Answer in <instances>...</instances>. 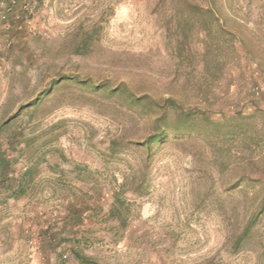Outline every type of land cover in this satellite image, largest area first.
Segmentation results:
<instances>
[{
  "label": "rangeland",
  "instance_id": "1",
  "mask_svg": "<svg viewBox=\"0 0 264 264\" xmlns=\"http://www.w3.org/2000/svg\"><path fill=\"white\" fill-rule=\"evenodd\" d=\"M10 1L0 151L16 176L39 165L21 198L0 186V264H82L73 249L99 264H264V0ZM61 74L159 103L71 78L28 106ZM166 98L168 126L188 125L149 162L130 143ZM72 205L84 208L65 219Z\"/></svg>",
  "mask_w": 264,
  "mask_h": 264
},
{
  "label": "trees",
  "instance_id": "2",
  "mask_svg": "<svg viewBox=\"0 0 264 264\" xmlns=\"http://www.w3.org/2000/svg\"><path fill=\"white\" fill-rule=\"evenodd\" d=\"M12 8H7V10H11ZM75 78L78 82L83 83L87 86H91L92 92L96 95L98 94H105L107 98H113L116 95H123L124 99L127 101H131L132 105L136 106L137 104H140L141 100L146 99L145 101L150 104V106H156L159 102L154 99H150L147 96H137L133 93H131L124 83H119L117 85H113L108 80H102L100 82H93L90 79H80L79 76H67L64 74L59 75L57 78H53L50 80V82L38 93V95L32 100L31 103L28 104V106H38L40 104V101L42 98L47 97L49 94H51L60 82H62L65 79H71ZM104 96V95H103ZM176 101L171 98L164 99L162 105H157L158 107H161V113L155 118L154 126L151 130V132L146 136L145 139H143L140 142H131L130 145L136 146L138 148H141L144 150L145 157L147 161L150 162L152 158V154L155 151V148L159 147L160 144H163L171 135L175 137V135L185 130V125H177V123H173L171 127L168 126L166 112L168 108H174L176 106ZM182 115V112L179 114ZM192 114L190 112L184 113V119L185 121L191 119ZM188 121V122H189ZM7 122V121H6ZM111 150L115 151L118 150L119 146H123L122 141H118L116 139L111 140ZM122 144V145H121ZM8 149L0 151V186L2 188H8L10 191V196L18 199L22 196L28 194V188L31 189V184L35 180V176L38 171V165L39 162L33 163L29 166H23L24 169L19 171L16 176V171L14 169L13 162H16L17 159L14 161L11 159V157L7 153ZM139 186L144 183V177L141 176L138 179ZM136 190V189H135ZM115 205H122L123 203L120 201V198L117 196L114 201ZM77 205H72L69 209L66 210V216L65 219H71L74 220L75 217H78L79 214L76 213V210L74 209ZM78 209L84 208V206L78 205ZM72 255L75 258V260L81 262L82 264H99L97 261L92 259L89 256L84 255L81 251H78L76 249H73Z\"/></svg>",
  "mask_w": 264,
  "mask_h": 264
},
{
  "label": "built area",
  "instance_id": "3",
  "mask_svg": "<svg viewBox=\"0 0 264 264\" xmlns=\"http://www.w3.org/2000/svg\"><path fill=\"white\" fill-rule=\"evenodd\" d=\"M11 2V4H10V8L11 7H14L15 6V4H16V0H11L10 1ZM0 4H2V2H0ZM20 9L22 10V11H24V12H30L31 11V7H30V4H29V2H25V3H21L20 4ZM12 10V9H11ZM15 17H18V15L16 14L15 15Z\"/></svg>",
  "mask_w": 264,
  "mask_h": 264
}]
</instances>
